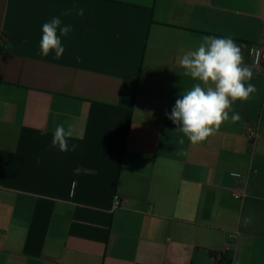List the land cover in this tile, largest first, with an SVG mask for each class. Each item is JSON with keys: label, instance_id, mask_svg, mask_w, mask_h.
<instances>
[{"label": "crops", "instance_id": "0c3cea01", "mask_svg": "<svg viewBox=\"0 0 264 264\" xmlns=\"http://www.w3.org/2000/svg\"><path fill=\"white\" fill-rule=\"evenodd\" d=\"M53 17L59 59L39 47ZM205 36L241 46L257 91L193 145L166 113ZM262 44L264 0H0V264H264Z\"/></svg>", "mask_w": 264, "mask_h": 264}, {"label": "clouds", "instance_id": "9594fccd", "mask_svg": "<svg viewBox=\"0 0 264 264\" xmlns=\"http://www.w3.org/2000/svg\"><path fill=\"white\" fill-rule=\"evenodd\" d=\"M68 10L63 15H69ZM83 16L84 9L76 10ZM71 26L63 25L60 17H53L42 25V36L39 47L41 55L47 57L54 52L59 59L65 52L61 37L71 31ZM185 70L184 75L198 81L190 90L184 92L175 102L168 118L176 124L179 130L193 144L205 141L219 130L221 125L229 120V112L236 101H247L257 89L248 83L252 79V70L244 64L241 46L231 38H216L205 36L198 48L186 52L179 60ZM239 114L233 113L231 120H239ZM75 135V128L69 124L56 126L52 146L61 152L69 151V139ZM178 143L183 144L181 137ZM73 144L71 150L75 151ZM252 217L244 218V224L252 222ZM238 264V262H237Z\"/></svg>", "mask_w": 264, "mask_h": 264}, {"label": "built area", "instance_id": "2783aa9c", "mask_svg": "<svg viewBox=\"0 0 264 264\" xmlns=\"http://www.w3.org/2000/svg\"><path fill=\"white\" fill-rule=\"evenodd\" d=\"M252 56L257 58L258 66L257 71L259 73L264 74V44L260 45L256 50L252 51ZM246 134L250 141H254L256 138H258L260 135L258 131L252 127H248L246 129ZM235 177H239L240 175L237 173L233 174ZM234 196L237 199H241L246 196V194L240 193L237 189H233Z\"/></svg>", "mask_w": 264, "mask_h": 264}, {"label": "trees", "instance_id": "16d2710c", "mask_svg": "<svg viewBox=\"0 0 264 264\" xmlns=\"http://www.w3.org/2000/svg\"><path fill=\"white\" fill-rule=\"evenodd\" d=\"M213 256L218 259L216 264H232V253L224 252L221 255L218 253H213Z\"/></svg>", "mask_w": 264, "mask_h": 264}]
</instances>
